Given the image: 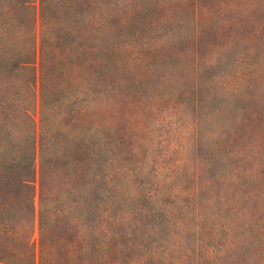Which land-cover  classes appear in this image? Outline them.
<instances>
[{"label": "rangeland", "instance_id": "1", "mask_svg": "<svg viewBox=\"0 0 264 264\" xmlns=\"http://www.w3.org/2000/svg\"><path fill=\"white\" fill-rule=\"evenodd\" d=\"M106 7L109 209L58 264H264V0Z\"/></svg>", "mask_w": 264, "mask_h": 264}, {"label": "trees", "instance_id": "2", "mask_svg": "<svg viewBox=\"0 0 264 264\" xmlns=\"http://www.w3.org/2000/svg\"><path fill=\"white\" fill-rule=\"evenodd\" d=\"M108 50L106 0H0V263L105 221Z\"/></svg>", "mask_w": 264, "mask_h": 264}]
</instances>
